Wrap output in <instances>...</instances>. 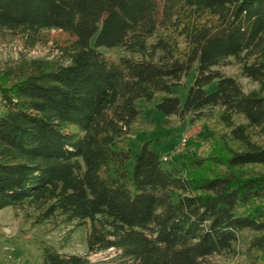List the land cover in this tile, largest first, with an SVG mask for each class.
Returning <instances> with one entry per match:
<instances>
[{"label":"trees","instance_id":"1","mask_svg":"<svg viewBox=\"0 0 264 264\" xmlns=\"http://www.w3.org/2000/svg\"><path fill=\"white\" fill-rule=\"evenodd\" d=\"M0 29L74 38L67 64L34 61L31 74L0 86V212L29 205L90 224L87 255L45 246L38 264H206L235 253L245 231L261 234L252 246L264 249V173L244 172L264 166L252 135L264 134V0H0ZM103 48L129 55L113 62ZM244 57L253 60L243 74L262 92L217 69ZM193 68L185 100L164 97L157 110L194 123L221 108L238 149L181 173L164 167L152 141L120 148L137 101L171 94ZM99 254L108 260H90Z\"/></svg>","mask_w":264,"mask_h":264},{"label":"rangeland","instance_id":"2","mask_svg":"<svg viewBox=\"0 0 264 264\" xmlns=\"http://www.w3.org/2000/svg\"><path fill=\"white\" fill-rule=\"evenodd\" d=\"M162 33L177 37V33L171 30ZM73 42L74 38L61 30L42 31L30 36L21 31L0 29V86L11 85L31 74L34 61L67 64L66 50ZM178 42L180 50H183V39L178 38ZM101 52L113 62L129 55L124 49L103 48ZM252 60L253 57H244L241 60L230 58L225 65L217 69L224 75L235 78L246 93L262 92L258 82L243 74L244 63ZM194 77L195 68L171 94H158L152 102L139 99L137 106L141 114L132 126L131 133L119 142L120 148L137 152L143 144L152 141V148L160 154L164 167L181 173V166L191 172L190 164L195 159L210 160L226 156L229 149H238L237 145L229 140L230 130L220 119L221 108L206 110L194 123L188 119L181 120L177 116L167 117L157 110V104L164 97H178L184 101ZM215 88L216 83L208 90L214 91ZM5 111L0 93V115ZM236 121L238 124H247L243 118H237ZM252 135L257 143L264 145V134L259 130H252ZM207 166L218 172L227 170L223 165L209 163ZM254 171L264 173V166L244 168V172ZM261 204L264 205V202ZM42 214L43 210L29 205L19 209L7 208L0 212V264H38L41 262L45 246H52L68 255H87L90 224H67L60 215L43 218ZM256 236L261 234L243 232L235 247V253L215 255L208 259L206 264H264V249L252 246ZM107 255H93L90 260L104 262L108 260Z\"/></svg>","mask_w":264,"mask_h":264},{"label":"built area","instance_id":"3","mask_svg":"<svg viewBox=\"0 0 264 264\" xmlns=\"http://www.w3.org/2000/svg\"><path fill=\"white\" fill-rule=\"evenodd\" d=\"M184 141H186V140H184Z\"/></svg>","mask_w":264,"mask_h":264}]
</instances>
